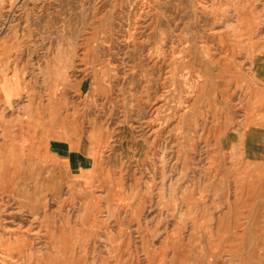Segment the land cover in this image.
Here are the masks:
<instances>
[{
  "label": "rangeland",
  "instance_id": "1",
  "mask_svg": "<svg viewBox=\"0 0 264 264\" xmlns=\"http://www.w3.org/2000/svg\"><path fill=\"white\" fill-rule=\"evenodd\" d=\"M0 264H264V0H0Z\"/></svg>",
  "mask_w": 264,
  "mask_h": 264
},
{
  "label": "bare ground",
  "instance_id": "2",
  "mask_svg": "<svg viewBox=\"0 0 264 264\" xmlns=\"http://www.w3.org/2000/svg\"><path fill=\"white\" fill-rule=\"evenodd\" d=\"M164 105V104H163Z\"/></svg>",
  "mask_w": 264,
  "mask_h": 264
}]
</instances>
